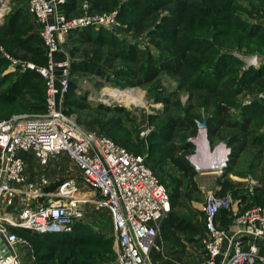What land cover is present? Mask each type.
<instances>
[{"label":"built area","instance_id":"obj_1","mask_svg":"<svg viewBox=\"0 0 264 264\" xmlns=\"http://www.w3.org/2000/svg\"><path fill=\"white\" fill-rule=\"evenodd\" d=\"M66 6L67 0H28V11L41 26L48 59L45 65L24 68L43 77L46 111L0 119V241L6 246L2 249L0 243V264H27L19 245L32 251L13 229L69 232L77 222H86L90 211L108 212L118 264H157L153 254L163 252L160 231L171 211L169 192L144 156L80 125L65 112L72 63L63 52L70 33L88 24L116 26L117 12L76 19L67 15ZM227 155L214 167H225ZM60 158L72 161L79 175L72 167L67 176L57 170L50 175L52 164L61 165ZM33 162L41 167L37 172ZM232 203L230 197L208 193L204 206L208 231L202 240L206 258L190 264H264L259 242L264 238V206L234 212L237 231L233 232L219 225L220 210Z\"/></svg>","mask_w":264,"mask_h":264},{"label":"rangeland","instance_id":"obj_2","mask_svg":"<svg viewBox=\"0 0 264 264\" xmlns=\"http://www.w3.org/2000/svg\"><path fill=\"white\" fill-rule=\"evenodd\" d=\"M129 1L130 0H121V4L114 6V8L111 9L112 11L104 12H117L116 26L107 27L105 25L88 24L83 26L82 29L94 27L95 31H109L114 34L115 38L126 41L124 44H120L119 47L133 45L143 49H151L153 52L155 50L157 51L159 49L158 43L163 42L160 39H156V35L157 32L158 34L163 33L161 32V27L165 25L163 24L165 21V14L170 10L159 11L158 14L154 15H144L143 19L132 18L127 14L126 10L128 9L124 6ZM133 1L139 2L140 0ZM26 7H28V0H7L5 3L6 12L4 11L0 19V28L6 25L7 18L10 15H13V13L18 14V10L21 9L23 10V14L19 18L22 23L20 29L26 28L27 36L33 37L31 41L33 45L30 44L31 46L40 45L38 40L40 33L36 26L38 23L31 16L29 17L26 14ZM174 7L175 6H169L167 9ZM90 8L91 2L86 0L83 5V12L79 15L69 17L89 19L97 17L96 15L104 14L91 13L89 11ZM118 13L120 16L121 14L124 16L119 18ZM146 17H150V19L145 20ZM170 19L171 18H169V20ZM260 20L264 22V19L253 21ZM168 23L169 22H167V24ZM139 27L142 31L136 32V29ZM260 31L261 30H258V32ZM260 33L264 35V31ZM76 45L81 44L78 43ZM164 45H167L166 42H164ZM72 46L73 44L70 41L64 46L65 50L63 56L68 53V56L71 58L70 51ZM38 52L39 50L36 51L35 54H38ZM228 54L231 53L229 52ZM233 54L241 60V69H258L263 65L261 62L264 53L253 51V53L248 52L245 54L235 50ZM24 55L25 53L22 50L19 51L18 55L11 53L4 43L0 41V119L10 117L14 113H25L28 115L41 113L40 102L34 99L35 96L31 93V89L27 90L30 84L27 82L23 86V81L26 80L27 77H23L24 80L22 78L19 84H14L17 76L21 72L27 70L24 67L28 68L32 63L37 66L40 64H37V62L31 58L23 57ZM32 55L27 54V57H33ZM114 65L115 66L112 68L109 64H105L104 61H99L97 65L89 66L90 71L71 70L69 75L71 92H67L64 98L65 112L69 114L70 119L76 121L80 125L82 124L97 132L105 133L114 139V135L117 134L118 139L115 140L128 149L138 152L145 158L152 154L155 160H157L158 155H156V150L160 145H164L170 140L177 142L182 147L191 148L189 151L179 153L176 157L184 158L194 166L196 175H190L194 176L193 179L197 182L199 191L196 192L195 189L194 192H192L193 198L188 206L185 208L177 207L176 211L179 216H184L190 222L192 221V223L200 229L201 235H194L187 232L176 234L173 230L168 232L169 229H161L160 243L163 245V252L155 256V261L157 264H176L177 260L180 264L198 262L204 257L201 237L206 234V218L203 211L208 193L212 191L216 193L217 196L221 195L225 193V186L230 185L233 189H240L243 186L249 189L251 193L258 190V193L262 194V186L264 184L262 178L264 176V142L259 139L261 138L264 140V121L260 122L259 120H255L249 128L252 132L250 134L237 125L232 126L229 130L222 129L223 132H220L218 136L214 138L209 136V130L206 135H202L199 132L195 134L188 128L189 126L185 124V122H190L189 119L195 118L196 115H201L198 118V122H202L203 117L207 119L210 117L211 121L217 122L219 118L216 115L218 108L216 104L214 107H210L209 110H204L202 108L199 114H187L189 109L194 110L193 107L198 99L199 92L197 91L199 90L191 92V89L187 86H182L185 85L183 84L184 80L179 76L163 74L158 82H149L151 80H147L144 82L145 84L131 85L132 79L124 75L119 78V75L115 72V67L130 66V64H127L121 59H114ZM4 76L7 77L3 80L2 77ZM17 87L20 89L16 90L15 88ZM115 88H118V90L132 88L134 91L141 93L143 99L141 102L137 103H126L114 99L110 97V91L115 90ZM32 90L33 93H35L36 90L34 88ZM28 91H30L31 94L27 95ZM68 93L69 95H67ZM192 93L194 94V99L192 98ZM12 95H16L14 104L17 109L15 112H12L15 110L14 108L4 112L3 109H7V107L11 106L6 104L12 100ZM37 95L40 94H36V97ZM263 97L264 93H259L250 98L246 94H242L235 99V103H237V100H243L244 104L249 105L254 99ZM27 99H34L31 100V102L36 104V106H31L32 103H30V106L27 105ZM166 99H168V101H166ZM214 100L216 99L214 98ZM247 110L254 111V106L249 107ZM245 116L249 117L250 115L244 114L240 107H233L230 111L229 120L235 119L243 121V117ZM219 117L222 118V116ZM106 123L109 125L105 126ZM210 123L208 121V129ZM224 134H229V136L224 137ZM234 134H238L243 140H236L233 144L234 141L232 139ZM203 137L208 143L213 158L212 160L209 158V167L200 168V166H195L190 159L194 157L193 159H196L197 163V155L201 147L199 139L202 140ZM225 139H228L227 144L223 143ZM133 144H136V146H133ZM144 145L145 149L143 147ZM237 147L243 150L238 151ZM181 151H184V149ZM222 151L225 157L226 152H228L227 164L223 168L214 167L217 164L215 162L216 156L221 155ZM58 160H60L61 165L58 164L59 167H57V164H52V166L54 165L53 167L51 166L52 171L57 170L55 173L60 171L62 176H67L66 172L70 171L69 169L72 167L73 172L77 173L75 175H79L72 161L66 158H60ZM68 163H70V165ZM169 188L171 192L176 191L175 186H169ZM231 192L232 190L228 189V197L230 198H232ZM234 203L236 206L237 203L239 204V201L235 200ZM257 204L264 203H256V205ZM169 221L170 220L165 223ZM86 223L88 224H81L80 226H75L76 228L73 227L69 232H63L70 234L55 235L52 237L48 235L21 233L20 236L24 237L30 243L32 252L35 256L34 261L39 264H116L118 252L108 212L90 211ZM0 243L2 249H5V244L1 241ZM20 252H22L21 249ZM23 252L25 251L23 250ZM166 256L168 258H166ZM24 261L26 262V260Z\"/></svg>","mask_w":264,"mask_h":264},{"label":"trees","instance_id":"obj_3","mask_svg":"<svg viewBox=\"0 0 264 264\" xmlns=\"http://www.w3.org/2000/svg\"><path fill=\"white\" fill-rule=\"evenodd\" d=\"M85 1L67 0V15L71 17L81 14ZM89 1L91 2L89 10L91 13L110 12L114 6L121 4V0ZM124 6L127 7L128 10L126 12L130 17L142 19L144 15H154L158 14L159 11L170 10L165 14V21L171 18L167 21L169 23L167 24L164 21L163 24L165 25L161 27V32L163 33H159V35L157 32L156 35V39H160L163 42L158 43L159 49L153 52L151 49H143L133 45L119 47L120 44H124L126 41L115 38L114 34L109 31H95L94 27L74 30L68 37V42L70 41L73 44L70 51L72 71H90L89 66L97 65L99 61H104L105 64H109L113 68L115 66L114 59H121L130 64V66L115 67V72L119 75V78L124 75L132 79L131 85L145 84L144 82L147 80H151L149 82H158L163 74L177 75L184 80L183 84L185 85L182 86H187L191 89V92L199 90L197 91L199 95L193 107L194 110L189 109L187 114H199L202 108L209 110L215 104L218 106L216 112L219 118L218 121H211V118L208 117L209 123L211 121L208 129L211 138L218 136L223 130H229V128L235 125L250 134L252 132L249 128L255 120L264 121V97L254 99L249 105L244 104L243 100H237V103H235V99L242 94H246L250 98L259 93H264V64L258 69H241V60L233 54L235 50L245 54L248 52L253 53V51L264 53V35L260 33L264 31V22L261 20L253 21L264 19V0H140L139 2L130 0ZM169 6L175 7L167 9ZM25 10L26 14L30 17L31 14L27 7ZM18 12V14L13 13V15H10L7 18L6 25L0 28V41L15 55H18L19 51L22 50L25 53L23 57L31 58L37 64L40 63L39 65L47 64V48L41 35V26L36 24L40 33V37H38L40 45L31 46L30 44L33 45L31 43L33 37L27 36L26 28L20 29L22 23L19 18L23 14V10L19 9ZM118 15L119 18L124 16L122 14L120 16L119 13ZM148 19L150 17L145 18V20ZM129 24L132 25L131 23ZM258 30L261 31L258 32ZM140 31H142L140 27L136 29V32ZM164 42L167 45H164ZM78 43L81 45H76ZM38 50V54H35ZM229 52L231 54H228ZM27 54H33V57H27ZM21 73L15 79L14 84H19L23 77H27L26 80L23 78V86L27 82L31 85H29L27 90L31 89V93L35 96L34 99L40 102V112H45L46 87L43 77H41L38 71L33 69H27ZM6 77H2L3 80ZM120 82L122 83V80ZM33 88L36 90L35 93L40 95L36 97V94L33 93ZM15 89L19 90L20 88L17 87ZM31 93L28 91L27 95ZM15 96L12 95V100L7 102L8 104L6 105L11 106L3 109L4 112L11 108L15 109L12 112L16 111L17 107L14 104L16 100ZM192 96L194 99V94ZM34 99H27V105L30 106V103H32L31 106H36V104L31 102ZM252 106H254V111L247 110ZM233 107H240L244 114L250 116L243 117V121L235 119L230 121V111ZM199 116L201 115H196L195 118H190L192 117L190 116V122H185L189 126L188 128L195 134L199 132ZM219 116H222V118ZM108 125L106 123L105 126ZM101 134L106 135L105 133ZM107 136L110 137L109 135ZM226 136H229V134H224V137ZM233 136V144L236 140H243L238 134H234ZM114 137L118 139L117 134ZM112 139L125 147L114 138ZM259 140L264 142L261 138ZM170 141H167L164 145H160L156 150V155H158L157 160H155L152 154L145 158L146 163L169 192L171 199V211L164 220L161 229H169L168 232L173 230L176 234L187 232L201 235L200 229L192 221L190 222L184 216H179L176 211L177 207L185 208L188 206L193 198L192 192L195 189L196 192L199 191L197 182L193 179L194 176L190 175H196L194 166L186 161V159L176 157L179 153L189 151L191 148L182 147L177 142ZM133 146H136V144H133ZM137 147L139 148L138 145ZM143 147L145 149V145ZM238 147V151L243 150ZM183 149L184 151H181ZM128 150L139 154L133 150ZM262 178L264 182V176ZM169 186H175L176 191L171 192ZM228 189L232 190V201H239L240 213L247 210V208H251V205L252 207L264 206V204L256 205V203H264V184L262 186V194L258 193V190L251 193L249 189L243 186L240 189H233L230 185H227L225 186V193L218 196L228 197ZM203 212L206 218V234L201 237V243H203L202 240L208 231L207 216L205 211ZM219 214L225 222L235 220L232 206L230 208H222ZM168 220L170 221L165 223ZM81 224L85 225L88 223L79 221L74 227ZM13 230L19 235L21 233H28L30 235H48L53 237L55 235L70 234H41L24 229ZM202 246L204 248V257L201 260L206 258L204 244Z\"/></svg>","mask_w":264,"mask_h":264},{"label":"bare ground","instance_id":"obj_4","mask_svg":"<svg viewBox=\"0 0 264 264\" xmlns=\"http://www.w3.org/2000/svg\"><path fill=\"white\" fill-rule=\"evenodd\" d=\"M6 1L7 0H0V19L2 18L3 14H4ZM110 92H111L110 97L124 101L126 103H130V102L137 103V102H141V100L143 99V95L137 91H134V89H132V88H126L124 90H121V89L118 90V88L117 89L115 88V90H112ZM199 140H200L199 142H200L201 147H200L199 154L197 155V157H198L197 164H199L200 168H203L206 166L209 167L210 166L209 165V163H210L209 158H210V160H212L213 156L210 153L206 139L203 137L202 140L201 139H199ZM224 159H226V157L224 155V152L222 151L221 155L216 156V160H215V162L217 163L216 165H219L220 163H222L224 161ZM195 161H196V159H195Z\"/></svg>","mask_w":264,"mask_h":264},{"label":"crops","instance_id":"obj_5","mask_svg":"<svg viewBox=\"0 0 264 264\" xmlns=\"http://www.w3.org/2000/svg\"><path fill=\"white\" fill-rule=\"evenodd\" d=\"M69 165H70V163H68ZM54 166V165H53ZM72 166V165H71ZM41 167H39V165L36 163V162H33V165H32V170L33 171H38L39 169H40ZM36 172H34V173H36ZM49 174L50 175H53L54 174V171H52V167L49 169ZM237 205H238V207H237ZM237 205L235 206V203H234V201H233V203H232V207H233V210H234V212H239V204L237 203ZM236 207V208H235ZM219 225L221 226V227H223V228H227V229H230L231 231H233V232H235V231H237V226L234 224V221H232V222H225L224 220H223V218H222V216H220L219 217ZM246 240H248V239H246L245 238V242H247ZM261 244V248H262V250L264 251V238L263 239H261L260 241H259ZM246 244V243H245ZM20 249H21V251L22 252H20ZM23 250L25 251V252H23ZM18 251H19V254L22 256V258H23V260H26V263L27 264H37L35 261H34V258H35V256H34V254H33V252L26 246V245H19L18 246ZM22 253V254H21ZM157 254H161V253H154L153 254V256H154V258H155V256H157ZM166 258H168L167 256H166ZM156 259V258H155ZM176 264H180L179 262H178V260L176 261Z\"/></svg>","mask_w":264,"mask_h":264},{"label":"water","instance_id":"obj_6","mask_svg":"<svg viewBox=\"0 0 264 264\" xmlns=\"http://www.w3.org/2000/svg\"><path fill=\"white\" fill-rule=\"evenodd\" d=\"M198 125H199V133H201L202 135H206L208 133V119L204 118L202 122H198ZM223 143L227 144L228 139H225Z\"/></svg>","mask_w":264,"mask_h":264}]
</instances>
